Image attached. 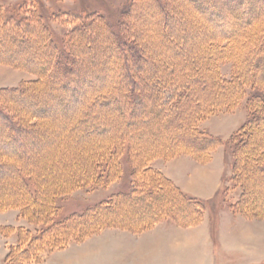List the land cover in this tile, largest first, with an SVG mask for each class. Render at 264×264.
<instances>
[{"label":"rangeland","instance_id":"374dc122","mask_svg":"<svg viewBox=\"0 0 264 264\" xmlns=\"http://www.w3.org/2000/svg\"><path fill=\"white\" fill-rule=\"evenodd\" d=\"M232 1L234 3L238 0ZM203 2L219 13L217 21H214L210 14L200 11L191 0H39V2L38 0H0V5L11 12L17 11L20 6L22 10L29 11V13L33 12L34 8L37 11L40 10L42 14H45V23L52 29L54 38L62 46V37L65 33L82 22L72 25L65 23L64 19L57 18L66 14H94L95 16L101 15L106 19V22L103 21V24L98 25L96 31L90 33L87 30L84 33H76L79 44L75 53L80 57V61H78V70L74 77L79 83L81 79H84L85 83L88 84L91 81L92 85L88 84L83 100L64 108L67 111L66 115L63 113L66 117L77 116L75 127L64 124L66 122L61 124L57 121L43 124L35 133L29 134L33 140L31 145H24L26 155L18 156L6 154L7 146L2 141L3 131L0 126V161L5 160L7 163L5 164L6 171L0 175V191L6 190L7 183L9 186L12 181L17 183L13 166L25 165L31 160L30 158L34 159L33 164L39 168L42 178L41 186L45 185L48 190L51 186L56 187V180L66 176L65 173L78 172L79 161L83 160L82 158H85L91 149H96L100 145L99 143L109 142L111 138H123L126 134L132 141H136L137 145L143 144L146 155L151 154L162 143L167 142L172 145L173 138L168 134L169 130L164 129L166 115L161 114V118H157L158 115L154 113L152 116L153 112H151L150 116L148 114L145 117V122L148 119L151 121L156 118L157 120L153 123L148 120L146 126H137V122L142 120L137 109L141 108H138V105L127 108L124 99L118 96L114 90V85L125 83L128 87L135 81L140 84L153 83L156 74L165 73L166 77L171 78H182L184 75L190 84L200 88L203 82L207 84L211 79L209 75L211 74V62L215 59L216 54L218 55V52L214 51V44L222 42L219 44L220 59L218 63L222 77L232 79L235 69L238 71V68L241 67L245 86L234 109L220 110L199 123V129L204 134L223 142L216 148L217 153L215 154V151L213 153L216 155L213 164L202 167L192 162V166L184 164L181 171L186 175L191 173V179L201 181L199 187L197 186L199 188L197 195L206 201L202 229H205L207 234L205 238H210V246L214 247L217 264H264L263 159L257 162L253 147H251L250 151L244 153L245 161L241 163L246 172L243 179L246 194L241 209L248 211L247 213L251 215L248 217L232 208V205L241 199L243 189L241 186L235 185L233 181L235 146L229 140L235 132L252 119L249 111L250 98L263 93L262 88L259 87L264 86V77L258 76L263 75L262 69H264V0H243L244 7L232 11L228 10L227 0H203ZM46 12L56 15L57 18H49ZM28 25L24 29L19 26L13 31L4 30V34H0V56L6 58L10 56L18 62V66L26 68L20 69L18 66L1 63L0 89L5 86H16L24 80L36 79L39 69L45 68L46 72L50 71L53 76L58 74L52 70L53 64L48 62L47 46L41 45L42 33H40V29L34 23ZM122 29L126 32L124 33ZM230 38L234 40L229 41ZM131 43H137V46L133 48L134 53L129 57L126 53L127 50L132 51L129 47L132 45ZM221 48L226 49L223 51ZM137 63L141 69H136ZM50 73L44 74L42 78L45 81L47 78H51ZM94 85L102 90V99L110 101L109 106L101 105L99 107V101H96L94 106H90L93 104L90 88L92 87L91 89L94 91L93 88L96 87ZM214 88L216 87L214 86ZM34 89H39L37 92L34 90V93L40 94L44 91L41 90V86ZM147 90L148 88H145L146 92H142L143 97L148 94ZM216 91L217 89L213 93L215 98H217ZM52 97V95L49 96L50 107H54V104L50 103L53 101ZM6 98L10 99V97ZM36 100L38 99L35 97H29L27 102L23 98H19L15 106L24 107L29 112L35 113L38 107ZM150 108L149 104L143 107V109ZM64 109L62 106H58L55 111L59 112ZM28 111L21 110L23 114ZM118 114L122 115L117 116ZM94 117L98 119L95 120L98 129H91V127L87 129L83 119L90 118L92 121ZM158 126L164 130L159 131ZM99 128L105 131L102 133ZM139 131L143 132L140 134L141 136H138ZM10 141V147L14 146L12 138ZM260 141L259 135L255 136L253 146ZM21 149L23 148L21 147ZM184 156L191 157L181 154L168 159L155 158L151 161V166L166 165V162ZM86 161L87 159H84L82 163H86ZM120 161L123 172L118 180L101 187L82 185L70 191L69 194L60 196L57 199V204L60 207L57 218L62 220L73 213L83 212L88 207L109 199L114 193L130 192L134 186V180L127 151L120 155ZM222 168H224V173L222 179L220 177V183L222 182L220 189L217 187L215 179H212L213 175L204 180L197 174L199 171L209 172L212 169L220 171ZM41 188L43 192V186ZM9 190L13 189L9 187ZM142 199L137 196L134 201L125 202V211L114 214L126 224H131V221H128L129 217L134 220L132 223H136L139 218L138 221H140L144 212L149 210L146 209L147 205L149 206L148 201ZM150 210L155 214L153 209ZM188 212L189 208L184 211V214L186 215ZM166 220L170 224L173 223L175 229L179 230L176 226L187 228L179 226L168 218L161 222ZM202 221L192 227L200 225ZM0 224L24 226L34 232L42 227L40 224L30 223L28 219L20 217L19 209L0 212ZM154 227L139 233H132L143 234L151 231ZM106 229L110 228H105L102 231ZM102 231L81 241L72 242L66 248L55 250L44 261L35 264H43L50 257L51 260L45 264H70L72 262L71 253L68 255L69 261H62V257L55 260V256L52 255L66 251L72 245L85 246L84 244L88 240ZM17 240L15 233L9 238L0 234V264H4L8 248L16 244ZM170 240L176 262L179 261L178 257L184 259L189 257L188 262L194 264L201 262L199 254L195 252L200 251L199 248H194L189 252L182 245L180 240L188 242V237L174 238L171 236ZM144 248L147 246L145 245ZM142 255L139 256L142 257ZM91 258L93 259L89 261L90 264H117L114 254L109 251L108 254L95 252ZM136 258L137 256L131 257L129 261H126L127 264H135L138 261ZM160 258L162 256L158 257L157 262L160 261ZM73 264H77V262Z\"/></svg>","mask_w":264,"mask_h":264},{"label":"trees","instance_id":"16d2710c","mask_svg":"<svg viewBox=\"0 0 264 264\" xmlns=\"http://www.w3.org/2000/svg\"><path fill=\"white\" fill-rule=\"evenodd\" d=\"M191 1L200 11L210 14L211 18L217 21L219 13L214 8L209 7L203 0ZM227 2L230 11L244 7L243 0L234 3L232 0H227ZM17 9V11L11 12L0 5V34H4V30L7 32L13 31L19 26L24 29L28 24L34 23L42 33L41 45L48 48V62L53 64L52 70L58 73L53 76L50 71L47 73L45 68L39 69L36 79L24 80L16 87L0 89V126L1 131H3V134H1L3 136L2 141L7 146L6 154L23 156L27 153L24 145L32 144L33 137L29 134L35 133L43 124L57 121L61 124L66 122L64 124L75 127L78 118L75 115H73L75 117H72V115L66 117V106H71L72 103L83 100L88 84L92 85L91 81L87 84L84 79H81L79 83L74 77L78 70V61H80V57L75 53L79 44L76 33H84L87 30L90 33L96 31L98 25L103 24V21L106 22V19L101 15L95 16L94 14H66L57 18L56 15L46 12L49 18L64 19L67 24L73 25L82 22L80 25L70 28L68 33H65L62 37V46L54 38L52 29L45 23L44 13L42 14L40 10L37 11L36 8L31 13L22 10L21 6ZM36 13L38 14L36 15ZM28 27L30 26L28 25ZM123 31L126 32V30ZM9 38L11 39V37ZM124 40L130 43L128 40ZM228 40L232 41L234 39L230 38ZM220 43L222 42L214 44V51L215 53L218 52V55L216 54L215 59L211 62V74H209L211 79L207 84L203 82L200 88L197 85L190 84L184 75L182 78H171L166 77L165 73L156 74L153 83L144 82V84H140L135 81L132 82L133 85L128 87L125 83L114 85V90L118 96L124 99L127 108L132 105H138V108H141L137 109V113L142 119L137 122V126H146L149 119L146 122L144 119L148 114L150 116L151 112H153L152 116H154V113L158 115L157 118H161V114L166 115V127L164 129L169 130L168 134L173 138L172 145L167 142L162 143L151 154L146 155L143 144L139 143L137 145L136 141H132L126 134L123 138H111L109 142L99 143L100 145L96 149H91L88 155L79 161L78 172L65 173L66 176L56 180V187L51 186L48 190L45 185H42L43 192L40 184L42 178L39 168L33 164L34 159L30 158L31 160L25 165L13 166L17 183L10 181V186L7 183L6 190L0 191V212L19 209L20 217L28 219L30 223L40 224L42 227L34 232L24 226L0 225L2 236L9 238L15 233L18 239L16 244L8 248L4 264H35L44 261L51 252L66 248L70 243L81 241L105 228H119L139 233L156 226L166 218L183 227L195 226L203 220L205 202L183 194L170 179L151 166V161L155 158L168 159L184 154L190 155L197 162L205 164L212 160L214 151L223 143L222 140L204 134L199 129V123L220 112V110L234 109L243 92L245 79L242 77L241 67L238 68V71L235 69L232 79L222 77L218 66ZM131 44L129 47L132 51L127 50L126 53L129 57L134 53L133 48L137 46V43H134L135 45ZM224 49L226 48H221L223 51ZM0 59H2L0 64L6 63L14 67L18 66V62L10 56L9 58L0 56ZM18 68L26 69L22 66H18ZM136 69H141L139 63L136 64ZM49 73L51 78H45V81L42 76ZM262 74L258 77H264V69H262ZM251 78L254 79V77ZM40 86L41 90L44 91L40 94L34 93V90H36L34 88ZM195 87L197 88L195 89ZM91 88L93 102L90 105L91 107L94 106L96 101H99V107L110 105L109 100L102 99L103 92L99 87L93 88L94 91ZM145 88H148L149 95L143 97L142 92H146ZM259 88H262L263 93L250 98L249 111L252 119L229 139L235 146L233 152V181L235 185H239L243 189L241 199L233 204L232 208L248 217L251 216L247 213L248 211L241 209L246 194V186L243 183L246 172L241 163L245 161L244 153L250 151L253 147L252 150L257 162L263 159L262 163L264 164V86ZM47 89L48 91H46ZM215 89H217V98L213 97ZM50 95L53 96L51 98L53 101L50 103L54 104V107H50L51 104L48 103ZM6 97H10V99ZM29 97L38 99L36 100L38 107L35 113L29 112L24 107L15 106L19 98L27 101ZM148 104L151 108L143 109ZM58 106L65 109L56 112ZM21 110L28 111V113L23 114ZM121 115L118 114L117 116ZM95 120L98 119L96 117L92 121H90V118L83 119L87 129L90 127L91 129H98ZM155 120L157 119L154 118L149 121L153 123ZM157 128L159 131L164 130L160 129L159 126ZM99 129L102 133L105 131ZM142 131L144 132V130ZM142 131H139L138 136H141ZM257 135H259L261 141L253 146V139ZM10 138L15 144L11 147ZM160 139L162 138L160 137ZM126 151L128 152L134 180L132 190L116 193L109 199L88 207L83 212H76L59 220L57 217L60 213V207L57 204V199L82 185L101 187L118 180L123 172L120 155ZM84 159H87L86 163H82ZM5 164H7L5 160L0 161V175L7 169ZM9 187L13 190H9ZM137 196L148 201L149 206L147 205L146 209L149 210L144 212L140 221H138L139 218L136 223H132L134 220L129 217L128 221H131V224L123 223L114 213L124 212V203L134 201ZM187 208H189V212L185 215L184 211ZM150 209H153L155 214Z\"/></svg>","mask_w":264,"mask_h":264},{"label":"crops","instance_id":"0c3cea01","mask_svg":"<svg viewBox=\"0 0 264 264\" xmlns=\"http://www.w3.org/2000/svg\"><path fill=\"white\" fill-rule=\"evenodd\" d=\"M16 86H5L1 88ZM216 153L217 151H215V154ZM215 154H213L212 160L205 164L195 161L194 159H192V157L184 156L176 160L166 162V165L161 164L160 166H153V168L160 171L168 179H170L181 190L183 194L189 197L198 198L206 202L204 198L197 195L199 190L197 186L201 183V181L197 179H191V173L186 175L181 171V168L184 164H189L192 166V162H195L202 167L212 165L215 160ZM223 173L224 168H222V170L220 171L213 169L209 172L199 171L197 174L204 180L213 175L214 177L212 179H215L214 181L217 182V187L220 189L222 187V182L220 183V177L222 179ZM204 220L205 216L202 223L196 227L191 226L187 228H181L174 225L179 228V230L173 227V223L170 224V222L166 220L156 224V226L151 231L145 232L143 234H134L127 230L110 228L92 237L87 241L86 244H84L85 246L76 247L75 245H72L70 249L55 253L52 256H55V260L61 257L63 258L62 261H69L71 259L72 262L70 264L76 262L77 264H90L89 261L93 259L91 258L93 256V253L102 252L108 254L109 251L110 253L114 254L115 259H117V264H127L126 261H129V259L133 256H137L136 259H138L135 264H194L192 262H188L190 259L189 257H187L186 259H184L183 257H178L177 259L179 261L176 262L174 252H172L171 250L170 237L174 236V238H180L184 236L188 237V242L184 240L180 241L189 252H191V250L194 248L200 249V251L198 250L195 252L199 254V259L201 260V262L195 264H217V260L214 254V247L210 246V238H205L207 234L205 232V229H202ZM175 230L178 231L176 232ZM145 245L147 246V248H144ZM69 253H71L70 259L68 258ZM142 254L146 255L143 256ZM139 255H142V257H140ZM159 256H162V258H160V261L157 262ZM49 260H51V257L43 264L47 263Z\"/></svg>","mask_w":264,"mask_h":264},{"label":"bare ground","instance_id":"6f19581e","mask_svg":"<svg viewBox=\"0 0 264 264\" xmlns=\"http://www.w3.org/2000/svg\"><path fill=\"white\" fill-rule=\"evenodd\" d=\"M239 10H240V9H239ZM157 16H158V15H157ZM185 17H186V16H185ZM159 18H160V17H159ZM189 19H190V18H189ZM150 20H151V19H150ZM181 24H182V23H181ZM155 26H156V25H155ZM159 26H160V25H159ZM187 29H188V28H187ZM187 29H186V30H187ZM140 35H141V34H140ZM154 43H155V42H154ZM159 43H160V42H159ZM159 43H158V44H159ZM152 45H153V44H152ZM150 48H151V47H150ZM154 50H155V49H154ZM106 51H107V50H106ZM7 56H8V55H7ZM13 57H14V56H13Z\"/></svg>","mask_w":264,"mask_h":264}]
</instances>
